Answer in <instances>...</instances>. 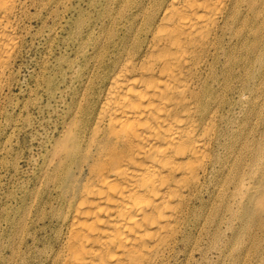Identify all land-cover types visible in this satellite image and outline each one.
<instances>
[{
    "label": "bare ground",
    "instance_id": "obj_1",
    "mask_svg": "<svg viewBox=\"0 0 264 264\" xmlns=\"http://www.w3.org/2000/svg\"><path fill=\"white\" fill-rule=\"evenodd\" d=\"M65 18L77 58L44 79L62 109L6 264L239 260L264 231V0H0V163L24 42Z\"/></svg>",
    "mask_w": 264,
    "mask_h": 264
},
{
    "label": "rangeland",
    "instance_id": "obj_2",
    "mask_svg": "<svg viewBox=\"0 0 264 264\" xmlns=\"http://www.w3.org/2000/svg\"><path fill=\"white\" fill-rule=\"evenodd\" d=\"M69 19H64L63 27L59 26L43 34L28 35L22 47L19 61L21 86L15 91L18 94L21 89V135L14 136L11 150L1 155L3 162L0 163V264L7 263L13 253V246L19 241L12 218L17 216L20 206L22 209L23 199H26L36 178L42 174L49 158L50 141L56 135L59 118L54 110L55 107L60 110L62 106L57 107V103L50 100L44 79L51 77L61 81L65 78L70 83L72 71L69 60L77 57L75 46L68 36ZM31 24L32 30H35L40 23L33 21ZM49 25H53L52 19L49 20ZM51 28L52 26L46 30ZM26 99L30 100L28 110L23 107ZM34 99L38 106L32 105ZM27 117L30 123L26 124ZM20 151L21 158L17 159ZM31 198L32 196L28 200L31 201ZM257 234L258 241L247 239L243 255L239 256L237 251L239 260L230 258L229 264H263L264 231L260 228ZM210 259L211 262L207 264H212L216 254H210Z\"/></svg>",
    "mask_w": 264,
    "mask_h": 264
}]
</instances>
